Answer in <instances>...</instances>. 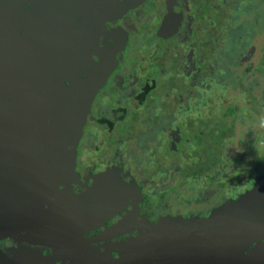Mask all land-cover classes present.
<instances>
[{
    "label": "flooded vegetation",
    "instance_id": "1",
    "mask_svg": "<svg viewBox=\"0 0 264 264\" xmlns=\"http://www.w3.org/2000/svg\"><path fill=\"white\" fill-rule=\"evenodd\" d=\"M239 12L232 0H0V264H158L141 250L146 226L181 233L254 188L260 165L224 171L211 146L233 130L220 109L238 118L235 97L216 82L197 103L178 86L169 96L145 69L164 50L177 75L221 78L207 23L235 31ZM256 96L260 114L264 87Z\"/></svg>",
    "mask_w": 264,
    "mask_h": 264
},
{
    "label": "rangeland",
    "instance_id": "2",
    "mask_svg": "<svg viewBox=\"0 0 264 264\" xmlns=\"http://www.w3.org/2000/svg\"><path fill=\"white\" fill-rule=\"evenodd\" d=\"M232 1L240 11L234 22L235 31L229 30L232 24L229 22L223 25L224 27L214 25L211 17L208 25L206 24L208 33L215 38L213 51H209L206 60L209 64H213L216 60L214 56H217L221 66V72L219 71L222 74L221 78L213 77V75L204 79L194 77L195 75L189 77L177 75V67L172 66L169 69L168 60L165 58V53L168 51L161 49L160 52L156 51V57H147L144 63H151L150 68L145 67L147 71L150 69L156 71L154 73L157 75L155 89L168 93L169 96L175 91L171 87L178 86L181 93L187 96L186 101L193 100L197 103L204 93V96H212L211 92L206 91L205 88L216 82L219 90L226 91L229 97H235L232 104L237 103L240 107L241 112L238 113V118L232 115L227 105L220 109L223 122H226L233 130H222V140L214 141L211 146L213 149L214 146L219 149V167L224 171H229L232 165L247 169L250 167L248 170H252V166L255 167L258 164L260 167L256 170L259 172L264 169V112L261 111L259 114L256 108L261 104L256 103L253 97H257V92L264 87V0ZM149 52L143 51V58L146 59ZM163 64L167 70H160ZM252 69H255L261 78L252 79ZM228 82L229 88L226 87ZM168 97H166L167 100ZM209 105L207 104L206 107ZM212 120L215 121V115L212 116ZM131 142V140L127 141V145ZM130 149L135 153L137 146L132 144ZM225 174L226 172L221 173L222 176ZM251 245L249 244L246 250H250Z\"/></svg>",
    "mask_w": 264,
    "mask_h": 264
},
{
    "label": "water",
    "instance_id": "3",
    "mask_svg": "<svg viewBox=\"0 0 264 264\" xmlns=\"http://www.w3.org/2000/svg\"><path fill=\"white\" fill-rule=\"evenodd\" d=\"M182 227L179 233L175 225L163 222L146 226L141 244L146 259L153 260L148 252L151 250L158 252V264H264V175L257 178L253 189L224 202L207 217L188 220ZM174 244H186L190 249L183 252ZM126 257L131 259L128 254Z\"/></svg>",
    "mask_w": 264,
    "mask_h": 264
},
{
    "label": "trees",
    "instance_id": "4",
    "mask_svg": "<svg viewBox=\"0 0 264 264\" xmlns=\"http://www.w3.org/2000/svg\"><path fill=\"white\" fill-rule=\"evenodd\" d=\"M210 6H211V4L208 2V3H207V11H208V9L210 8ZM225 127H226V126L223 127V130H224Z\"/></svg>",
    "mask_w": 264,
    "mask_h": 264
}]
</instances>
